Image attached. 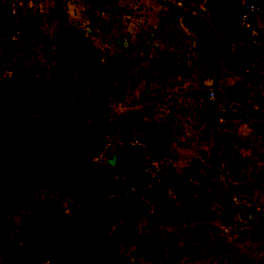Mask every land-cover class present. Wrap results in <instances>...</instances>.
I'll use <instances>...</instances> for the list:
<instances>
[{"label":"crops","instance_id":"0c3cea01","mask_svg":"<svg viewBox=\"0 0 264 264\" xmlns=\"http://www.w3.org/2000/svg\"><path fill=\"white\" fill-rule=\"evenodd\" d=\"M245 1L106 0L99 6L100 0H18L23 12L43 13L34 25L45 30L40 40L63 26L90 38L95 63L71 81L76 85L95 73L110 79V100L101 112L116 127L128 129L138 119L154 129L167 155L157 158L153 150L147 158L165 161L173 173L214 161L205 199L215 211L216 243L203 264L220 262L217 252L224 258L219 264H264V14L258 44L244 49L247 31L239 15ZM99 65L110 69L97 70ZM214 78L224 101L245 104L249 119L224 118L219 96L208 95L206 84ZM197 200L179 198L174 212L161 215L176 216L180 206ZM242 220L251 222L250 231L226 227Z\"/></svg>","mask_w":264,"mask_h":264},{"label":"rangeland","instance_id":"374dc122","mask_svg":"<svg viewBox=\"0 0 264 264\" xmlns=\"http://www.w3.org/2000/svg\"><path fill=\"white\" fill-rule=\"evenodd\" d=\"M4 12L14 16V26L11 38L0 37V78H13L24 90L35 91L30 103L21 104L16 125L20 135L45 139L46 153L42 155L45 146H40L41 142L33 147L36 162L30 165V182L21 194L11 192L5 171H0V197L5 200L4 205L0 204V264L208 261L214 254L208 251L216 243V228L211 226L215 211L205 199L209 195L206 194L209 178L199 188L180 185L194 166L170 176L157 171L161 161L153 162L146 154L123 150L119 141L127 129L113 125L96 105L84 104L72 96L75 91L90 95L94 82L103 79L110 100V79L95 73L74 85L72 74L66 73L58 53L62 27L50 31L42 41L45 30L34 25L39 24L38 18L43 13L31 15L23 12L18 0H0V15ZM182 60L180 52V66L184 64ZM106 65H99L97 70L110 69ZM218 96L221 110L224 101L221 90ZM8 106L6 102L2 107ZM52 109L63 112L66 122L71 115L85 114L84 122L90 130L87 138L71 142L62 127L44 125L42 116L47 114L50 123ZM134 124L153 133L154 129L143 121L135 119ZM175 182L179 185L169 193L165 184L171 186ZM185 196L199 200L180 206L176 216L162 217V213L173 208L174 212L178 199ZM35 205L39 211H48V217L42 216V212L35 215L31 234L41 238L38 242H32L30 234L22 233L23 222ZM41 241L46 245L42 246ZM181 246L185 249L198 246L203 252H181ZM221 256L217 252L216 259L220 262L224 259Z\"/></svg>","mask_w":264,"mask_h":264},{"label":"trees","instance_id":"16d2710c","mask_svg":"<svg viewBox=\"0 0 264 264\" xmlns=\"http://www.w3.org/2000/svg\"><path fill=\"white\" fill-rule=\"evenodd\" d=\"M13 23L14 16L11 12H4L0 15V37H12ZM60 37L61 43H59L58 53L68 75L87 70L94 64L97 50L83 30L75 27H62ZM51 89L54 91L53 88ZM34 92L27 89L24 90L20 87L18 81L13 78H0V171H5L11 192L17 195L24 192L30 182V165L34 164L37 158L33 147H36V144L41 142L40 146H45L42 155L46 153L45 139L43 140L41 137L32 134L29 136L20 135L18 133V126L16 125L21 104L25 101L30 103ZM72 96L76 100L80 99L84 104H94L100 110H104L108 104V92L103 79L94 82L90 95L75 91L72 93ZM6 102H9L8 109H3L2 106ZM52 111L50 123L47 122V114L42 116V123L44 125L49 126L53 124L56 127H62L63 132L68 135L71 142H78L87 138L90 130L84 122L86 119L85 114H79L75 117L71 115L69 122H66V118L61 114L63 112L54 111L53 109ZM73 119L77 120L72 121ZM73 128L76 131H73ZM50 143L51 141H48V144ZM0 204H5V200L2 197H0ZM41 212L37 205H35L30 215L23 222L22 233L30 234L32 242L41 240V238H34L31 234V230L34 228L33 222L34 220L36 221L35 215L39 216ZM42 213V216L48 217V211H43ZM41 245L45 246L46 244H43L41 241Z\"/></svg>","mask_w":264,"mask_h":264},{"label":"built area","instance_id":"2783aa9c","mask_svg":"<svg viewBox=\"0 0 264 264\" xmlns=\"http://www.w3.org/2000/svg\"><path fill=\"white\" fill-rule=\"evenodd\" d=\"M264 14V0H246L242 4V9L239 15V21L244 29L247 31L244 49H249L258 44L259 38V21ZM21 35V30L18 29V36ZM208 95L211 100L218 97V92L221 90V82L214 78L207 83ZM221 113L226 119L242 118L249 119L250 111L245 104L225 100L222 103ZM119 146L125 151L137 152L140 154H148L153 150H160L156 142V138L152 136L150 131L142 125L130 126L119 141ZM214 169V161L211 158L201 160L196 166L190 169L182 178V183L190 188H199L205 185L207 179L210 177ZM158 172H165L170 176L175 173L171 172L170 167L165 161H161L157 167ZM177 181V180H174ZM179 185L175 182L168 186L166 190L172 193ZM135 190V189H134ZM226 227L236 234L245 233L251 230V222L242 220L238 223L226 224Z\"/></svg>","mask_w":264,"mask_h":264},{"label":"water","instance_id":"95a60500","mask_svg":"<svg viewBox=\"0 0 264 264\" xmlns=\"http://www.w3.org/2000/svg\"><path fill=\"white\" fill-rule=\"evenodd\" d=\"M106 0H101L98 5L101 6L103 2ZM110 1V0H107ZM157 158H165L167 153H166V148H161L160 150L156 151L154 154Z\"/></svg>","mask_w":264,"mask_h":264}]
</instances>
